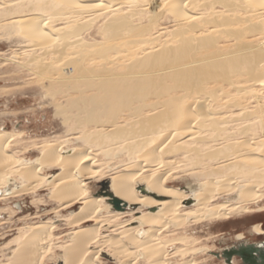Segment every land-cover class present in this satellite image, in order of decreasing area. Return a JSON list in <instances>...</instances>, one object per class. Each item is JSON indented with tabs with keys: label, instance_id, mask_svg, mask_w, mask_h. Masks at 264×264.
<instances>
[{
	"label": "bare ground",
	"instance_id": "obj_1",
	"mask_svg": "<svg viewBox=\"0 0 264 264\" xmlns=\"http://www.w3.org/2000/svg\"><path fill=\"white\" fill-rule=\"evenodd\" d=\"M32 1L43 8L50 3L55 6L54 1L67 7L62 11L67 15V26L59 30L47 27L42 17L46 10L42 16H19L11 24L33 39L39 51L50 43L53 53L68 55L65 67H55V81L67 84L77 95L71 108L79 112L75 117V129H81L79 138L88 146L121 148L135 161L124 172L103 177L102 163L97 165L98 157L89 147L71 148L63 154L62 148L69 141L64 140L37 145L41 156L33 163L21 164V157L12 149L18 134L0 131L1 192L15 177L33 182L37 188H51L52 197L60 200L63 208L82 204L71 215V223L80 227L65 246V264H100L95 257L102 252L119 259V264H169L170 258H185L194 249L186 248L189 241L185 238H167L165 232L174 235L187 225L228 220L251 212L250 205L264 199V97L253 95L252 102L232 95L235 91H255L256 87L264 90V0H145L146 4L131 8L128 15L122 13L125 8L121 5L126 4L120 3L122 0L106 4L104 0ZM9 11L12 14L13 10ZM242 11L250 15L245 12L243 17ZM55 13L61 12L57 9ZM167 13L174 18L173 26L159 24ZM145 17L148 24L141 22ZM97 24H101L97 33L103 41L85 35ZM125 32L131 35L125 37ZM61 37L64 42L58 43ZM45 58H38L40 67L49 69V63L41 61ZM233 108H239L238 116ZM66 111L59 107L69 124L72 117L65 116ZM226 121L236 123L238 131L224 128ZM162 154H184L195 172L208 175L206 181L195 187L196 192L194 187V191H184L168 184L170 169L154 176L139 167L141 160L152 164L160 158L163 163ZM171 162L166 161L167 168ZM50 167L62 171L47 182L44 172ZM98 177L107 180V195H91L85 180ZM139 186L146 188L145 194L136 192ZM18 192L13 189L11 195ZM235 194L234 202L213 204L217 198ZM108 197L118 199L121 206L106 209ZM138 204L146 210L141 216H136L139 209L132 212V206ZM90 222L95 224L83 226ZM136 222L141 224L134 225ZM172 226L173 231H167ZM53 229L51 223L31 226L16 240L14 256L1 264H44ZM107 230L115 233L103 235ZM249 232L262 234L258 224ZM241 242L256 241L236 236L235 243ZM177 243L185 249L169 252ZM192 263L185 260L177 264Z\"/></svg>",
	"mask_w": 264,
	"mask_h": 264
},
{
	"label": "rangeland",
	"instance_id": "obj_2",
	"mask_svg": "<svg viewBox=\"0 0 264 264\" xmlns=\"http://www.w3.org/2000/svg\"><path fill=\"white\" fill-rule=\"evenodd\" d=\"M106 1L108 0H104V4H106ZM35 2L36 1H32L30 3V0H0V131H10L12 133L18 134L15 137L16 139L13 140L12 149L18 156L21 157V164L26 162L33 163L41 156L40 151L36 148L37 145L39 146L45 141L60 142L69 140L67 146L65 148H62L61 153L64 154L65 151L70 152L69 149L71 148L73 151L76 147L86 146L90 148L91 153L93 152L92 154L95 153V155H97V165L100 166L102 163L101 166H103L102 168L104 173L103 177H112L120 174L121 172H124L127 166L129 167V165L132 164L134 160L130 159V157L122 151L123 149H108L107 147L96 144L88 146L84 141H82V139L79 138V136L81 135V129H75V117L79 116V112L77 109L75 110L74 107L71 108L72 100L77 95L73 94L72 90L68 89L67 84L65 85L63 83L55 81V77H57V71L55 67L57 66L58 69H60V67H65V65H67V63L69 62L68 55L62 56L60 54L53 53V50H55L54 46L50 43V45L45 44L46 46L44 45L43 48L46 47V49H49L51 45L52 48H50L49 50H41L42 52H48L45 55V60L42 59L41 61H43L45 64L49 63L46 64L49 66V69H43L42 67H40L41 58L39 60L38 58L41 56L45 57V52L42 54L39 49H36V43L33 39L25 35L22 30H19L17 27H13L14 25L12 26V21L13 23L17 21L16 19L19 18V16H42L45 14V10L48 11V13H46L42 17H44L45 21L47 20L46 23L48 24L47 27L49 29L59 30V28H64L67 26L65 25L67 23L64 22L66 21L67 15L62 12L67 8L64 3L58 2L57 4V1L53 2L55 6L57 5L56 7L58 9V12L59 10L61 12L55 13L57 12V9L53 10L56 7L53 6L52 3L45 6L47 8H43L40 7V5H37L38 3ZM123 2H126V4L124 3L123 5H121V8H125L122 12L124 14L126 12L125 15H128L131 12L129 10L131 8H136L137 5H140V3L142 4L144 2V4H146L145 0H140V2L136 0H122L120 3ZM5 8H8V10H6ZM41 8H43L44 10H42ZM9 10H13L12 14ZM7 11H9V13ZM104 11H106V9H104L103 12ZM245 12L242 11V16ZM100 13H102L101 9ZM245 14H247V17L250 15L249 12H246ZM243 17H245V15ZM58 19H60V22H58ZM103 20L104 19L102 18L101 21ZM173 21V16L167 13L159 21V24L161 26H163L164 24L173 26ZM141 22L143 24H148L149 18L145 17L141 20ZM50 23L53 25H51ZM161 26H157L156 28L160 29ZM99 29H101V24H97L92 29H90L88 33L86 32V37L91 38V36H95L97 40L103 41V36H99L98 34ZM129 35L131 34L128 32H125L124 34L125 37H129ZM57 42L63 43L64 39L61 37L57 40ZM52 69H54L53 72ZM79 85L81 86L82 84ZM82 87L83 86H81L79 89H81ZM256 88L257 89L255 91L244 90L237 93L236 91L233 92V90L231 92H233L232 95H234V97L235 95H241L240 97L236 96V98H244L247 100L253 98V95H261L262 97H264V90L261 87ZM250 101L254 102L253 99H251ZM75 106H78V104ZM59 107H62L64 110L67 109L66 113L64 112V114H66L65 116L72 117L69 124L65 122V117L58 112ZM80 107L84 108L85 106L80 105ZM88 107L89 106L86 105L87 109ZM238 109L233 108V111L236 112L235 114L237 116L240 113ZM224 117L227 118L229 116L225 115ZM222 126L224 128L227 127L229 129V132L236 133L238 131L236 129V123L233 124L226 121ZM237 137L241 138L240 135H238ZM91 147L94 149H92ZM112 147L114 146L112 145ZM101 148H104V150H102ZM172 156L173 155L162 154L161 157L164 161V164L159 162L160 158L157 162L152 164L149 163V161H147L148 163L146 162V164H144V161L141 160V165L139 167L142 168V171L144 173L146 172L145 174L151 173L154 176L159 175L160 173H164L166 169H170L169 171L171 173H169L170 176L168 178V184L172 188H180L184 189V191H186L187 188L193 190V187L195 190V187L203 184L206 181L208 175L204 171L203 173L200 170H196L195 172V170H193V168L191 167V164H189V161H186L184 154H179L175 157ZM166 161H172L170 163L171 166H168L170 168L166 167ZM157 163L160 164L158 165ZM149 164L152 166H149ZM133 165L134 163L130 166L133 167ZM56 168L58 167H50L45 169L44 174L47 177V182L51 181L58 173L62 171L61 168ZM156 171L160 172L157 173ZM85 181L88 183L87 186L92 192V196H99V192H102L103 195H107V191L104 188L107 184V180H100V177H98ZM139 187L136 188V192L139 194H143V192L139 190ZM12 188L20 190V192L11 195L13 191ZM3 191L5 192H1L0 190V264L6 262L9 258L14 256V249L17 245L16 240L19 239L18 237H20V235L25 233L31 226L42 223H51V225H53L54 227V237L52 245L50 247L51 249L48 251L47 255L49 256L45 258L44 264H65V246L66 244H69V242L73 238L75 230L79 229L80 227L71 223V215L78 212L82 204L78 203L75 205V207L71 206L69 208H63L61 206V201L58 199L55 200V198L52 197L51 188L46 186L37 188L36 184H33V182L18 179L15 177L9 181L8 187ZM196 191L197 190H195V192ZM7 193L9 194L2 196V194ZM236 198L237 194L229 198H217V200L215 199L213 204H220L221 202L231 203L234 202ZM112 201L114 200L108 197L104 204V207L106 209H109L111 205H113ZM118 206H121V203H119ZM132 208V212H135L138 209L140 210V212L137 213L136 216H141L146 212L145 208L141 209L139 204L133 205ZM250 209L251 212L233 216L228 220H214L211 221V223L209 221H205L204 223L193 224L191 226L187 225L184 229L176 230L177 234L174 235L169 234L170 232H165V237L167 236V238H185L189 241V246L186 248L192 250L194 249V253L191 252L185 258H182L180 255L175 258H170L169 264H177L179 262L182 263L185 260H192V264H228L224 259L218 258L215 253H220V251H222L226 247H230L236 244V236L242 239L246 238V240L248 239L250 241L264 240V237L262 235H251L249 232V228L253 227L256 224H262L261 228H264V199L259 201L257 204L250 205ZM143 211L145 212L143 213ZM132 212H130L128 215L132 214ZM130 217L131 216H128L125 219H128ZM93 224H95V222H90L84 224L83 226L91 227ZM140 224L141 223L136 222L134 225ZM173 229L174 227L172 226L171 229L169 228L167 229V231H173ZM147 230L148 227L142 230L143 237L146 236ZM113 233H115V231L112 232V230H107L103 231L102 234L113 235ZM178 247L180 248L179 250L185 249L183 248L184 246L182 244L177 243L176 245H172L170 248H168V251H176ZM95 248L96 247H92V249L96 250L97 248ZM205 248L209 251H207ZM95 258L96 261H99L100 264H119V262H117L119 261V259L114 258L108 252H102L99 255H96ZM233 262V264H243L242 260L239 257H235V259H233Z\"/></svg>",
	"mask_w": 264,
	"mask_h": 264
},
{
	"label": "water",
	"instance_id": "obj_3",
	"mask_svg": "<svg viewBox=\"0 0 264 264\" xmlns=\"http://www.w3.org/2000/svg\"><path fill=\"white\" fill-rule=\"evenodd\" d=\"M104 185V184H103ZM144 194L146 188L139 187ZM120 201L115 199L112 201L114 206H118ZM192 202H188L191 204ZM218 258H223L226 263L233 264V259L239 257L243 264H264V241L261 243H239L237 246L226 248L222 253H215Z\"/></svg>",
	"mask_w": 264,
	"mask_h": 264
},
{
	"label": "flooded vegetation",
	"instance_id": "obj_4",
	"mask_svg": "<svg viewBox=\"0 0 264 264\" xmlns=\"http://www.w3.org/2000/svg\"><path fill=\"white\" fill-rule=\"evenodd\" d=\"M257 225V224H256ZM261 225L262 224H258V229L262 232V236L264 237V228L262 229L261 228ZM264 240H257L256 242H254V243H261V242H263ZM239 243H237V244H235V245H233V246H237ZM247 244H250V243H247ZM232 247V246H231ZM222 253V252H221ZM223 259V258H222Z\"/></svg>",
	"mask_w": 264,
	"mask_h": 264
}]
</instances>
